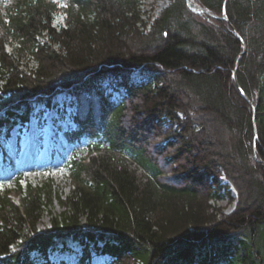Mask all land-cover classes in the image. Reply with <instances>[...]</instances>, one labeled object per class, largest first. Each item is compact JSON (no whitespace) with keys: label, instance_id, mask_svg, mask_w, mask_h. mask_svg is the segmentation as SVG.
<instances>
[{"label":"trees","instance_id":"16d2710c","mask_svg":"<svg viewBox=\"0 0 264 264\" xmlns=\"http://www.w3.org/2000/svg\"><path fill=\"white\" fill-rule=\"evenodd\" d=\"M64 1L0 8V162L14 132L51 107L71 117L76 147L65 210L47 227L49 182L15 178L20 203L0 188V264H264V0H197L210 21L168 0L147 27L144 0ZM95 100L99 114L83 116ZM164 165L195 181H164ZM226 198L231 212L209 204Z\"/></svg>","mask_w":264,"mask_h":264},{"label":"rangeland","instance_id":"374dc122","mask_svg":"<svg viewBox=\"0 0 264 264\" xmlns=\"http://www.w3.org/2000/svg\"><path fill=\"white\" fill-rule=\"evenodd\" d=\"M6 1L7 0L0 1V8L1 4ZM190 2L192 4L193 10L198 11L199 15L202 18H210V16H207L205 12L202 11V8L195 4L193 0H190ZM167 3L168 0H144L142 2L140 9L141 17L144 21L145 27L153 23L159 12H161L162 9L167 6ZM59 6L63 11L60 10L55 18L54 24L57 27L63 26L66 23V16L64 11L65 1L60 3ZM1 39L2 37L0 36V41ZM5 48L7 52H11L13 48V42L10 40H6ZM21 63L23 64L25 69H30L34 67V60L31 56H22ZM1 84L2 82L0 80V85ZM63 100L64 99L61 100V103H63ZM82 101L84 100H81L79 102ZM86 103L84 104L85 106L81 109L83 110V116H87L90 111L95 115L99 114L97 100L93 102L89 101ZM57 115H59L57 110L50 109L45 113L43 120L39 121L38 119H35L31 122L30 126L23 133L22 140L20 142L21 154L19 158H17L18 167H21L26 172L25 179L23 181L25 187L29 183L35 187H40L43 184L49 182L54 193L53 197L51 198V201H49V206L47 207L45 214L42 218L40 228L47 227L51 223L52 216L59 215L64 212L65 208L60 203V197L65 198L73 187L72 180L70 179L67 171L64 170L63 160L60 155L61 153H63L68 156L71 152L70 145L66 141L63 133L59 134L57 140L52 139L55 137L56 134L55 126H57V124L55 125L53 120L57 117ZM62 122L63 128L66 129L67 126H69L68 124L71 122L70 117H66L64 120H62ZM70 125H72V122L70 123ZM60 143H62L63 146ZM49 149H51V151H49ZM11 151H13L11 152V154L13 155V148ZM54 154L55 156L53 158ZM51 156L54 160L52 164H50L48 160ZM164 166L166 167L167 172V177L166 179H164V181L174 183L176 185H186L188 183L192 184L195 181L193 178H189L187 180L176 178L172 175V173H170L171 167L167 165ZM48 168H50V172L47 171ZM198 181L201 182V180ZM12 188L14 191V201L20 203L21 192H17L14 186H12ZM209 204L213 207L216 206L221 211L227 213L234 210L236 206V202H233L228 198L223 199L217 203H215L214 201H209ZM100 261L102 260L95 259L94 263L99 264ZM71 264H76V261L73 260Z\"/></svg>","mask_w":264,"mask_h":264},{"label":"water","instance_id":"95a60500","mask_svg":"<svg viewBox=\"0 0 264 264\" xmlns=\"http://www.w3.org/2000/svg\"><path fill=\"white\" fill-rule=\"evenodd\" d=\"M239 39L242 41V43H243V48H244V50H245L243 40H242L241 38H239ZM243 53H244V51L241 53V56L243 55ZM237 64H238V60L235 62V65H234V79H235V83H236V86H237V88H238L240 94H241L242 96L245 97V92H244V90L241 88V86L239 85V83H238V81H237V76H236ZM248 102H249L250 104H252L250 100H248ZM255 119H256V117H255ZM255 138H257V134H255Z\"/></svg>","mask_w":264,"mask_h":264}]
</instances>
